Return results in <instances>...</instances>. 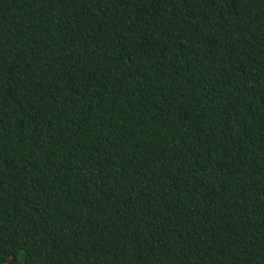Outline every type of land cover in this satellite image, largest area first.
<instances>
[{
  "label": "trees",
  "instance_id": "trees-1",
  "mask_svg": "<svg viewBox=\"0 0 264 264\" xmlns=\"http://www.w3.org/2000/svg\"><path fill=\"white\" fill-rule=\"evenodd\" d=\"M0 264H264V0H0Z\"/></svg>",
  "mask_w": 264,
  "mask_h": 264
}]
</instances>
